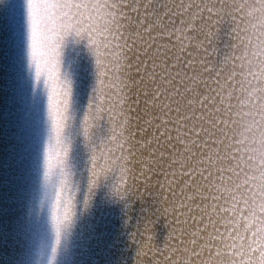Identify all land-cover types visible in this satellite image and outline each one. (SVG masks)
<instances>
[{
	"label": "bare ground",
	"instance_id": "1",
	"mask_svg": "<svg viewBox=\"0 0 264 264\" xmlns=\"http://www.w3.org/2000/svg\"><path fill=\"white\" fill-rule=\"evenodd\" d=\"M83 2L81 36L43 33L73 82L53 126L0 0V264H264V0Z\"/></svg>",
	"mask_w": 264,
	"mask_h": 264
},
{
	"label": "snow or ice",
	"instance_id": "2",
	"mask_svg": "<svg viewBox=\"0 0 264 264\" xmlns=\"http://www.w3.org/2000/svg\"><path fill=\"white\" fill-rule=\"evenodd\" d=\"M24 7L26 11L25 54L27 67L33 83L36 86H39L41 83L44 85L48 120L50 124L55 126L58 114L61 110V104H68L71 101L73 82L70 78L59 71L58 54L53 56L49 64L45 66L41 65L39 56L43 41V33L48 27L47 22L54 15L58 14L60 19H66L68 21V34L74 33L76 36H81L82 33L79 30L73 29L72 25L73 22L79 23L77 15L79 10L87 9L89 5L83 2V0H25ZM105 7L116 8L118 5H105ZM147 7H149V5H145V8ZM149 16H155V20L149 22ZM113 20L115 22V16L113 17ZM137 23L145 32H151L153 28L163 26V19L153 11L152 13H146L145 19H138ZM117 26L123 27V25L118 22ZM145 54H147L146 51ZM169 75H171V73H169ZM176 75L179 76L180 73L177 72ZM191 79H195V76L191 77ZM47 176L48 173L46 172V179ZM51 227L53 236L51 254L52 257H55L58 254V249L64 238L67 221H62L54 211L51 217ZM49 264H52L51 260L49 261Z\"/></svg>",
	"mask_w": 264,
	"mask_h": 264
},
{
	"label": "clouds",
	"instance_id": "3",
	"mask_svg": "<svg viewBox=\"0 0 264 264\" xmlns=\"http://www.w3.org/2000/svg\"><path fill=\"white\" fill-rule=\"evenodd\" d=\"M56 256H57V255H56ZM56 256H55V257H52V259L55 260Z\"/></svg>",
	"mask_w": 264,
	"mask_h": 264
}]
</instances>
